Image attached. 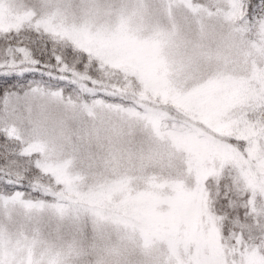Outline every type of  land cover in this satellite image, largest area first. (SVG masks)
I'll return each instance as SVG.
<instances>
[{
    "label": "snow or ice",
    "instance_id": "obj_1",
    "mask_svg": "<svg viewBox=\"0 0 264 264\" xmlns=\"http://www.w3.org/2000/svg\"><path fill=\"white\" fill-rule=\"evenodd\" d=\"M0 264H264V0H0Z\"/></svg>",
    "mask_w": 264,
    "mask_h": 264
},
{
    "label": "rangeland",
    "instance_id": "obj_2",
    "mask_svg": "<svg viewBox=\"0 0 264 264\" xmlns=\"http://www.w3.org/2000/svg\"><path fill=\"white\" fill-rule=\"evenodd\" d=\"M132 28L137 32L139 37L142 40L151 41L156 38L158 33H166L169 29V26L166 21L162 20L157 15L148 14L143 18H135L132 22ZM160 51L169 58V66L168 71L174 76H179L182 74V69L177 63H172L171 52L173 51V43L172 38L167 35H160ZM179 39V38H176ZM225 93V88H220L215 93V100H219L223 97ZM190 135L193 137L191 140V144L193 149H197L201 147L199 144L195 142V136H204L208 137L209 132L205 131L203 127L198 126L196 122H193L189 126ZM145 196L151 198L153 195L159 197H167L171 195L168 188L161 186L158 189L153 190L152 192H145Z\"/></svg>",
    "mask_w": 264,
    "mask_h": 264
},
{
    "label": "clouds",
    "instance_id": "obj_3",
    "mask_svg": "<svg viewBox=\"0 0 264 264\" xmlns=\"http://www.w3.org/2000/svg\"><path fill=\"white\" fill-rule=\"evenodd\" d=\"M22 103L31 105L32 119L42 124L50 134L71 133L77 127L74 113L50 99L34 97Z\"/></svg>",
    "mask_w": 264,
    "mask_h": 264
}]
</instances>
